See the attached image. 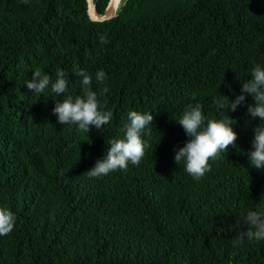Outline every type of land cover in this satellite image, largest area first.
I'll return each instance as SVG.
<instances>
[{
    "label": "trees",
    "instance_id": "trees-1",
    "mask_svg": "<svg viewBox=\"0 0 264 264\" xmlns=\"http://www.w3.org/2000/svg\"><path fill=\"white\" fill-rule=\"evenodd\" d=\"M93 1L101 12L108 0ZM256 64L264 0H122L100 21L86 0H0V207L16 216L0 264H264V240L233 243L248 211L264 212V169L247 157L264 126L247 114L252 97L228 111L237 146L202 179L174 159L190 139L176 122L185 108L221 118L216 101L241 94ZM36 69L53 81L63 70L73 97L83 95L75 72L86 70L110 122L89 133L58 123L64 94H33L25 82ZM130 111L154 116L145 157L89 177Z\"/></svg>",
    "mask_w": 264,
    "mask_h": 264
},
{
    "label": "clouds",
    "instance_id": "clouds-1",
    "mask_svg": "<svg viewBox=\"0 0 264 264\" xmlns=\"http://www.w3.org/2000/svg\"><path fill=\"white\" fill-rule=\"evenodd\" d=\"M102 44L108 43L105 37H100ZM75 75L81 77L83 95L73 97L68 94L69 81L67 74L58 69L56 79L53 81L48 74H43L39 69L33 72L31 80L25 83L27 88L36 95H42L50 88L56 96L64 94V99L57 101L53 108V114L57 116L58 123L62 125H74L78 130L89 133L90 127L103 128L112 118L110 111H102L98 94L92 90L93 77L86 70H78ZM250 79L241 85V94L236 95L234 100L227 96L216 101L218 110H221V118L206 119L201 104L188 105L182 116L176 121L190 139L185 146L180 148L175 155V162L179 165L184 163V170L194 179L199 181L212 170L210 160H215L222 153H227L230 147H236L238 134L234 130L237 123L230 117L228 111L235 112L241 106L247 96L253 99L252 104L247 106V114L255 119L264 121V67L256 64L251 69ZM97 82L103 84L107 79L103 70L95 74ZM108 92L103 87L100 94ZM123 138L108 141L106 155L103 159L96 161L94 167L86 173L91 178H101L116 171H127L129 164L139 166L150 147L143 139L145 130L153 125L154 116L151 113L130 111L127 113ZM251 167L264 169V126L255 128L252 141V150L247 153ZM244 223L248 225L247 230L240 232L233 241L238 246L245 239L248 241L264 240V212L248 211L243 217ZM16 223L15 214L6 207H0V236L12 233Z\"/></svg>",
    "mask_w": 264,
    "mask_h": 264
},
{
    "label": "water",
    "instance_id": "water-1",
    "mask_svg": "<svg viewBox=\"0 0 264 264\" xmlns=\"http://www.w3.org/2000/svg\"><path fill=\"white\" fill-rule=\"evenodd\" d=\"M122 0H108L103 11H98L93 0H86V12L91 20H105L116 14Z\"/></svg>",
    "mask_w": 264,
    "mask_h": 264
}]
</instances>
